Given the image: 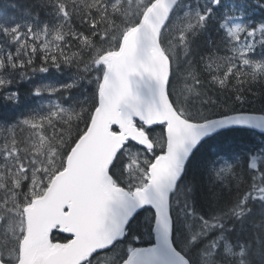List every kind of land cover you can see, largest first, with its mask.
Wrapping results in <instances>:
<instances>
[{"label": "snow or ice", "instance_id": "snow-or-ice-1", "mask_svg": "<svg viewBox=\"0 0 264 264\" xmlns=\"http://www.w3.org/2000/svg\"><path fill=\"white\" fill-rule=\"evenodd\" d=\"M21 14L0 99L38 103L0 112V264H264V0Z\"/></svg>", "mask_w": 264, "mask_h": 264}, {"label": "trees", "instance_id": "trees-1", "mask_svg": "<svg viewBox=\"0 0 264 264\" xmlns=\"http://www.w3.org/2000/svg\"><path fill=\"white\" fill-rule=\"evenodd\" d=\"M31 0H0V19H7L10 16H15L16 21H19L21 19H25L24 16L21 14V10L24 8H27L30 4ZM13 5H16V7H13ZM33 11H36V8H33ZM41 19L49 18L45 15L44 11L41 10ZM73 70L68 69L65 73L57 74L56 77H51L47 74L43 76H38L34 78L31 82H26L20 85L21 91L24 94H27L30 91V87L32 84L39 83L41 81L43 82H50L53 79H59L60 81H64L66 79H70L72 75ZM38 101L32 99L31 97H28L24 103H22L18 107H12L10 105H7L3 102L2 99H0V112H2L6 118L11 121L12 119H15L22 114H26L28 110H30L32 107H35ZM243 138L248 140H254L255 137H250L247 134H242ZM261 214V207L255 206L254 211L252 213V216L250 219H260ZM250 227V225H249Z\"/></svg>", "mask_w": 264, "mask_h": 264}, {"label": "water", "instance_id": "water-1", "mask_svg": "<svg viewBox=\"0 0 264 264\" xmlns=\"http://www.w3.org/2000/svg\"><path fill=\"white\" fill-rule=\"evenodd\" d=\"M132 131L135 132L134 129H133ZM68 264H77V258H76L75 255H73V256L69 259Z\"/></svg>", "mask_w": 264, "mask_h": 264}, {"label": "rangeland", "instance_id": "rangeland-1", "mask_svg": "<svg viewBox=\"0 0 264 264\" xmlns=\"http://www.w3.org/2000/svg\"><path fill=\"white\" fill-rule=\"evenodd\" d=\"M10 23H12V22H16V21H9Z\"/></svg>", "mask_w": 264, "mask_h": 264}, {"label": "bare ground", "instance_id": "bare-ground-1", "mask_svg": "<svg viewBox=\"0 0 264 264\" xmlns=\"http://www.w3.org/2000/svg\"><path fill=\"white\" fill-rule=\"evenodd\" d=\"M71 76V75H70ZM37 79V78H36Z\"/></svg>", "mask_w": 264, "mask_h": 264}]
</instances>
